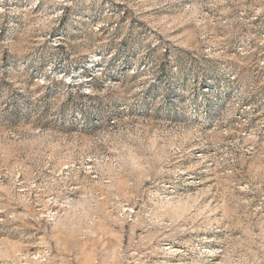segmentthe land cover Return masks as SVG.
Here are the masks:
<instances>
[{"label":"rangeland","instance_id":"rangeland-1","mask_svg":"<svg viewBox=\"0 0 264 264\" xmlns=\"http://www.w3.org/2000/svg\"><path fill=\"white\" fill-rule=\"evenodd\" d=\"M0 264H264V0H0Z\"/></svg>","mask_w":264,"mask_h":264},{"label":"bare ground","instance_id":"bare-ground-1","mask_svg":"<svg viewBox=\"0 0 264 264\" xmlns=\"http://www.w3.org/2000/svg\"><path fill=\"white\" fill-rule=\"evenodd\" d=\"M167 247V246H166ZM169 248V247H168ZM164 250V249H163ZM165 253V252H164Z\"/></svg>","mask_w":264,"mask_h":264}]
</instances>
